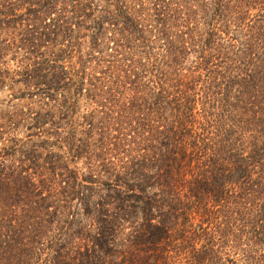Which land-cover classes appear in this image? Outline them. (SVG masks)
<instances>
[{
    "label": "trees",
    "instance_id": "obj_1",
    "mask_svg": "<svg viewBox=\"0 0 264 264\" xmlns=\"http://www.w3.org/2000/svg\"><path fill=\"white\" fill-rule=\"evenodd\" d=\"M0 264H264V0H0Z\"/></svg>",
    "mask_w": 264,
    "mask_h": 264
},
{
    "label": "rangeland",
    "instance_id": "obj_2",
    "mask_svg": "<svg viewBox=\"0 0 264 264\" xmlns=\"http://www.w3.org/2000/svg\"><path fill=\"white\" fill-rule=\"evenodd\" d=\"M2 93V92H1ZM3 94V93H2Z\"/></svg>",
    "mask_w": 264,
    "mask_h": 264
}]
</instances>
